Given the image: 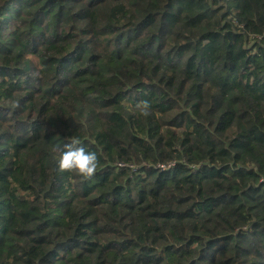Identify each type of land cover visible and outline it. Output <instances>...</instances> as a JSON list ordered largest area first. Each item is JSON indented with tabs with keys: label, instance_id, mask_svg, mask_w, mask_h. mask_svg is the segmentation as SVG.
Wrapping results in <instances>:
<instances>
[{
	"label": "trees",
	"instance_id": "obj_1",
	"mask_svg": "<svg viewBox=\"0 0 264 264\" xmlns=\"http://www.w3.org/2000/svg\"><path fill=\"white\" fill-rule=\"evenodd\" d=\"M0 264H264V0H0Z\"/></svg>",
	"mask_w": 264,
	"mask_h": 264
},
{
	"label": "clouds",
	"instance_id": "obj_2",
	"mask_svg": "<svg viewBox=\"0 0 264 264\" xmlns=\"http://www.w3.org/2000/svg\"><path fill=\"white\" fill-rule=\"evenodd\" d=\"M136 108L144 117L151 115V105L147 101L137 104ZM56 151L59 153L56 162L60 173H69L84 180L94 179L100 164L99 158L95 152H87L79 139L70 138L63 150Z\"/></svg>",
	"mask_w": 264,
	"mask_h": 264
},
{
	"label": "built area",
	"instance_id": "obj_3",
	"mask_svg": "<svg viewBox=\"0 0 264 264\" xmlns=\"http://www.w3.org/2000/svg\"><path fill=\"white\" fill-rule=\"evenodd\" d=\"M120 168H122V167H120Z\"/></svg>",
	"mask_w": 264,
	"mask_h": 264
}]
</instances>
